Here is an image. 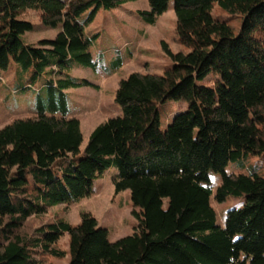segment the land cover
Segmentation results:
<instances>
[{"label":"trees","instance_id":"trees-1","mask_svg":"<svg viewBox=\"0 0 264 264\" xmlns=\"http://www.w3.org/2000/svg\"><path fill=\"white\" fill-rule=\"evenodd\" d=\"M133 0H0V70L16 68V89L34 97L32 115L0 128V264H264V0H147L138 14L153 23L170 1L177 41L161 74L120 79V114L99 123L80 148L68 90L88 81L71 64H93L96 33L84 28L100 9ZM38 12L54 38L26 43ZM218 10V12H215ZM0 71V72H1ZM3 74H0V77ZM167 100L184 109L162 128ZM257 158L246 173L232 161ZM114 167L115 192L130 191L136 227L110 241L89 213L77 224L56 218L22 228L57 205L91 193ZM213 197L243 199L215 223ZM68 235L67 251L57 247Z\"/></svg>","mask_w":264,"mask_h":264},{"label":"rangeland","instance_id":"rangeland-1","mask_svg":"<svg viewBox=\"0 0 264 264\" xmlns=\"http://www.w3.org/2000/svg\"><path fill=\"white\" fill-rule=\"evenodd\" d=\"M148 9L147 0H133L121 3L111 9H100L92 21L84 28L86 35L96 33L90 52L93 64L72 63L69 73L88 81L87 84L70 88L68 116L76 117L81 132L80 148H84L92 130L102 121L120 114L115 102V91L120 79L130 73L161 74L172 62L171 55L184 50L176 37V16L173 1L167 9L157 16L153 23H147L138 12ZM218 12V10H215ZM23 17L32 23V29L23 35L26 43H36L43 39H52L58 28L44 26L38 12L27 10ZM186 50V49H185ZM1 71V70H0ZM0 74V128L16 118L32 115L34 97L23 94L16 89V68L11 67L6 73ZM184 102L167 100L159 109V124L164 128L173 115L182 111ZM257 162L250 157L244 161L228 162L224 166L227 173H246L249 163ZM115 168L110 167L102 176L93 180L91 193L74 203L57 205L50 208L40 218H30L22 231L32 234L34 228L56 218H62L70 224H77L82 213L92 215L98 226L107 229V237L115 241L130 235L136 227L130 191L128 189L115 192L111 175ZM212 193L210 204L215 213V223L223 225L225 213L242 204L243 199L228 198L215 201L213 194L220 181V173H208ZM57 247L67 251L68 235L64 234ZM68 258L52 259L47 264H67Z\"/></svg>","mask_w":264,"mask_h":264}]
</instances>
